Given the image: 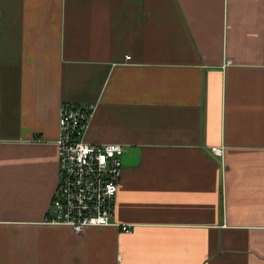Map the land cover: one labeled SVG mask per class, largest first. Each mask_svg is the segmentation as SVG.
<instances>
[{
	"label": "crops",
	"instance_id": "crops-1",
	"mask_svg": "<svg viewBox=\"0 0 264 264\" xmlns=\"http://www.w3.org/2000/svg\"><path fill=\"white\" fill-rule=\"evenodd\" d=\"M85 103L131 232L45 224ZM0 264H264V0H0Z\"/></svg>",
	"mask_w": 264,
	"mask_h": 264
},
{
	"label": "built area",
	"instance_id": "built-area-1",
	"mask_svg": "<svg viewBox=\"0 0 264 264\" xmlns=\"http://www.w3.org/2000/svg\"><path fill=\"white\" fill-rule=\"evenodd\" d=\"M96 107L95 103L61 106L55 141L59 184L45 224L66 226L75 234L112 225L131 232L132 225L114 221L127 145L87 141ZM212 150L223 155L222 147Z\"/></svg>",
	"mask_w": 264,
	"mask_h": 264
}]
</instances>
